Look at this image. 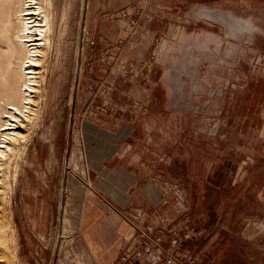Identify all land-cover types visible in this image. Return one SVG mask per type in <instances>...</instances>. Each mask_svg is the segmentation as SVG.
<instances>
[{
  "label": "rangeland",
  "instance_id": "obj_1",
  "mask_svg": "<svg viewBox=\"0 0 264 264\" xmlns=\"http://www.w3.org/2000/svg\"><path fill=\"white\" fill-rule=\"evenodd\" d=\"M37 1L53 34L0 172V264H97L89 210L178 264H264V0ZM17 10L0 0V112Z\"/></svg>",
  "mask_w": 264,
  "mask_h": 264
},
{
  "label": "bare ground",
  "instance_id": "obj_2",
  "mask_svg": "<svg viewBox=\"0 0 264 264\" xmlns=\"http://www.w3.org/2000/svg\"><path fill=\"white\" fill-rule=\"evenodd\" d=\"M6 1L8 5L13 1L18 4V10L15 14V20L18 24L14 40L15 46L10 51V55L15 56L16 53H19L16 73L20 81L17 89L11 87L9 83L3 89L7 96L12 97V95H15V99L7 100L0 112V172L6 161L15 154L16 146L26 139L22 131L25 123L33 120V112H35L32 109L35 106L33 94L37 90L35 88L37 83H39L37 79L40 71L38 72L37 69L40 65V55L42 58L40 49H45L48 35L52 32L49 15L46 14L45 9L43 10L42 7L44 6L41 7L40 5L43 2L39 4L37 0ZM45 1L47 2L45 6L51 3L50 0ZM10 65V61L5 64V72L10 70ZM14 90H16L15 93H13Z\"/></svg>",
  "mask_w": 264,
  "mask_h": 264
},
{
  "label": "crops",
  "instance_id": "obj_3",
  "mask_svg": "<svg viewBox=\"0 0 264 264\" xmlns=\"http://www.w3.org/2000/svg\"><path fill=\"white\" fill-rule=\"evenodd\" d=\"M153 199L156 202L157 197L153 196ZM87 201H89L88 198ZM150 203L153 205V201ZM91 205H89V209ZM95 209L93 207L92 211L96 214L97 209ZM86 215L88 218L86 221L81 222L84 225H82L80 232L93 261L97 264H117L119 256L130 244L129 237L132 236L134 231L131 225L129 226L126 222L120 225L113 221L96 220V218L91 220L90 210Z\"/></svg>",
  "mask_w": 264,
  "mask_h": 264
},
{
  "label": "built area",
  "instance_id": "obj_4",
  "mask_svg": "<svg viewBox=\"0 0 264 264\" xmlns=\"http://www.w3.org/2000/svg\"><path fill=\"white\" fill-rule=\"evenodd\" d=\"M147 232L140 230L138 237L121 254L120 264H178L176 258L180 255L163 251L160 247L161 238L148 236ZM171 245L177 248L179 242L173 238ZM183 254L180 257H186L187 254Z\"/></svg>",
  "mask_w": 264,
  "mask_h": 264
}]
</instances>
